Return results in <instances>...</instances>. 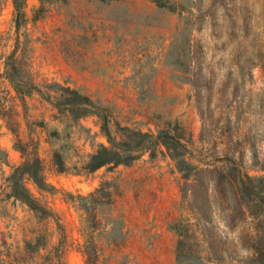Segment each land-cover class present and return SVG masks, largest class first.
<instances>
[{
    "label": "rangeland",
    "instance_id": "rangeland-1",
    "mask_svg": "<svg viewBox=\"0 0 264 264\" xmlns=\"http://www.w3.org/2000/svg\"><path fill=\"white\" fill-rule=\"evenodd\" d=\"M173 1L175 11L152 0H27L19 31L22 45L30 41L23 70L37 83L72 87L92 71L120 70L126 84L97 91L98 99L79 88L102 107L100 114L107 116L114 137L123 139L126 127L157 133L178 123L193 164L224 169L230 165L217 158L229 154L244 172L264 174V0ZM179 31L191 33L196 46L203 47L200 58L209 63L202 72L212 85L203 89L201 98L185 73L167 65L174 62ZM17 35L13 0H0L4 263L93 264L96 257L98 264H176L177 235L169 224L187 210L181 203L184 179L166 148L161 146L155 157L145 153L128 165L86 172L89 155L100 144L110 145L103 119L94 114L75 121L37 93L22 99L2 75ZM100 37L98 46L109 50L97 58ZM248 54L261 61L243 78L233 62ZM57 156L66 171L59 170ZM35 157L42 160L45 179L54 189L40 190L30 180L27 185L47 213L7 196L12 166ZM206 180L208 192L198 190L196 195L212 217L204 247L212 250V237L218 236L221 264H240L239 258L248 255L240 240L244 225L224 208L215 183ZM103 182L114 192L112 211L80 209L89 205L80 197ZM113 219L125 223L123 240L108 235ZM205 258V264H217L209 251Z\"/></svg>",
    "mask_w": 264,
    "mask_h": 264
},
{
    "label": "trees",
    "instance_id": "trees-1",
    "mask_svg": "<svg viewBox=\"0 0 264 264\" xmlns=\"http://www.w3.org/2000/svg\"><path fill=\"white\" fill-rule=\"evenodd\" d=\"M152 1L161 8L176 10L173 0ZM26 3L27 0H13L18 35L15 48L6 60L2 75L22 99L37 93L52 103L60 113L68 114L75 121L94 114L103 119L102 128L110 145L100 144L89 155L83 169L88 173H93L103 167L110 170L119 165H128L145 153L155 157L160 147L164 146L184 179V182H180L181 203L183 206L185 205L187 213L175 217L169 224V229L177 235L176 264H205V254L208 251L214 262L217 264L223 262V252L218 245L221 240L218 236L212 237L214 240L212 250H206L204 247V236L211 224L212 217L203 205L198 204L196 195L198 190L208 192L207 177L215 183V191L220 195L224 208L233 211V217L244 225L240 240L242 248L248 252V255L241 256L238 261L240 264H264V174L253 176L244 172L236 159L229 154L217 158L224 159L230 165L224 169L210 168L209 166L203 168L193 164L188 159V150L183 142L184 134L178 123H169L167 128L160 129L157 133L126 127L123 128L124 138L119 140L111 134L107 116H101L100 113H104L102 107L88 94L67 83L41 84L35 82L31 72L23 70L29 59L30 41L27 40L22 45L19 35L22 20L25 17ZM179 35L181 36L174 41L176 44L175 50H173L174 62L167 65H174L177 67V71L185 73L187 82L193 86L197 97L201 98L203 89L206 87L211 89L212 85V81L202 72L204 67L209 66V63L204 64L205 59L200 58L198 51L203 47L201 44L196 46L189 31L188 33L180 32ZM259 61L261 60L248 54L245 57H237L233 65L239 68L241 76L244 78L246 75L250 76L252 69L258 66ZM45 87L50 90H45ZM211 98L212 94L209 93L207 99L210 101ZM7 164L9 165V163ZM58 165L60 171H66L65 165L59 157ZM6 180L9 188L8 197L20 200L34 210L47 213L46 207L27 185V180H30L40 190L54 189V186L45 179L40 157L28 159L22 164L12 166V171ZM113 194V190L103 182L89 195L80 197V199L87 200L89 205H80L79 208L87 212L94 209L95 211L102 209L111 212L114 206ZM69 196L74 199L73 194H69ZM192 219L196 221L193 222ZM118 220L113 219V226L108 235L114 236L115 240H123L125 238V223L121 219L120 222ZM1 251L0 254L5 256V253ZM0 264H5L1 256ZM93 264H98L96 257H94Z\"/></svg>",
    "mask_w": 264,
    "mask_h": 264
},
{
    "label": "crops",
    "instance_id": "crops-1",
    "mask_svg": "<svg viewBox=\"0 0 264 264\" xmlns=\"http://www.w3.org/2000/svg\"><path fill=\"white\" fill-rule=\"evenodd\" d=\"M102 44V38L100 37L97 43L96 57L102 58V53H108L109 48L100 47L98 45ZM105 58H108L107 55H104ZM87 78H81L80 82L75 83L74 85L82 90H85L92 98L98 99L100 96L96 92H107L115 91L119 87L125 85L124 73H121L120 70L115 71H100L85 74ZM81 76V75H80ZM128 86V85H127ZM102 101H106L105 98H102Z\"/></svg>",
    "mask_w": 264,
    "mask_h": 264
}]
</instances>
